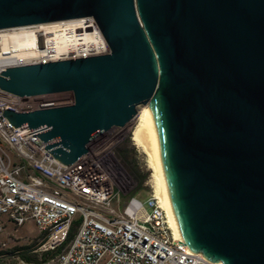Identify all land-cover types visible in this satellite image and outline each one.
Instances as JSON below:
<instances>
[{
    "label": "water",
    "instance_id": "water-1",
    "mask_svg": "<svg viewBox=\"0 0 264 264\" xmlns=\"http://www.w3.org/2000/svg\"><path fill=\"white\" fill-rule=\"evenodd\" d=\"M91 16L108 51L9 67L0 90L73 103L3 110L71 165L149 104L142 126L175 239L264 264V0H0V29Z\"/></svg>",
    "mask_w": 264,
    "mask_h": 264
},
{
    "label": "built area",
    "instance_id": "built-area-1",
    "mask_svg": "<svg viewBox=\"0 0 264 264\" xmlns=\"http://www.w3.org/2000/svg\"><path fill=\"white\" fill-rule=\"evenodd\" d=\"M68 25L98 30L91 16L87 21L0 29V72L48 61L25 52L46 47L54 30H68ZM21 41H35V46L19 47ZM98 55L101 52L81 58ZM51 96L19 97L0 90V233L8 222L21 227L32 221L39 234L48 230V239H41L34 251H62V259L55 264H212L202 253L169 236L172 228L155 192L143 201L130 197L120 203L119 192L89 150L73 164L64 165L33 136L45 127L20 130L23 127L14 128L2 115L3 110L55 107L58 102Z\"/></svg>",
    "mask_w": 264,
    "mask_h": 264
},
{
    "label": "rangeland",
    "instance_id": "rangeland-1",
    "mask_svg": "<svg viewBox=\"0 0 264 264\" xmlns=\"http://www.w3.org/2000/svg\"><path fill=\"white\" fill-rule=\"evenodd\" d=\"M51 97L63 103L70 102L73 95L70 91H60L53 93ZM143 107L145 106L137 107L138 113ZM137 125L136 115L125 126L111 128L95 136L88 143L91 159L108 175L111 185L119 192L120 203L130 197H137L143 201L145 196L154 192L153 170L149 168L147 156L134 145L132 140ZM119 160L125 162L127 169ZM131 168L135 169V175L129 172ZM42 238L32 221L21 227L8 222L0 233V250L8 251L33 242L36 246ZM18 260V257L13 255H0V264H11Z\"/></svg>",
    "mask_w": 264,
    "mask_h": 264
},
{
    "label": "bare ground",
    "instance_id": "bare-ground-1",
    "mask_svg": "<svg viewBox=\"0 0 264 264\" xmlns=\"http://www.w3.org/2000/svg\"><path fill=\"white\" fill-rule=\"evenodd\" d=\"M75 20L87 21L89 20V16L77 18ZM66 29L68 30L55 29L54 34L52 37L49 38L46 47L40 48L38 46L34 51H27L25 52V54L27 56L31 55L33 57H38V58L46 57L48 61H40V63H48L51 61L64 60L63 58L66 57H68V59L81 58L82 56H86L98 52H101L102 55L108 51L101 37V34L97 29L95 30L83 29L80 25L79 26L74 25L73 27L71 25H68ZM34 46H35V41L34 43L26 42V41H21L19 43V47L22 48H33ZM31 64H36V63H31ZM41 95H48V94H41ZM72 103L73 100H71L70 102L64 101L63 103L58 102L56 106L70 105ZM144 106L145 107H143V109L137 114L138 125L132 135V140L134 145L147 156L149 168L153 170L152 178H153L154 192L157 195L162 208L164 209V189H163L162 181L158 173V170L156 168L155 160L148 151L142 134L144 115L149 104H146ZM40 234L43 237L42 239H48V230H41ZM169 236L171 238H174L172 234V229H169ZM54 252H56V255L44 263H32V262H25L20 260L17 261V264H55L56 262H59L62 259V251H54ZM212 264H221V263L212 262Z\"/></svg>",
    "mask_w": 264,
    "mask_h": 264
},
{
    "label": "trees",
    "instance_id": "trees-1",
    "mask_svg": "<svg viewBox=\"0 0 264 264\" xmlns=\"http://www.w3.org/2000/svg\"><path fill=\"white\" fill-rule=\"evenodd\" d=\"M119 162H121V164H122L123 160L122 161L119 160ZM124 163H123V166L126 168L127 166H125L126 164H124ZM129 172H132V174L135 175V169L134 168H131L129 170ZM77 224H78V222L76 221L73 229H75V226ZM72 236H73V230L69 234V239ZM35 247L36 246H34V242H33L29 245L17 246V247H15L11 250H8V251L0 250V255H13V257H18V259L21 261L32 262V263H44L56 255V252H50V253L49 252H44V253L35 252L34 251ZM14 262H16V261H14Z\"/></svg>",
    "mask_w": 264,
    "mask_h": 264
}]
</instances>
